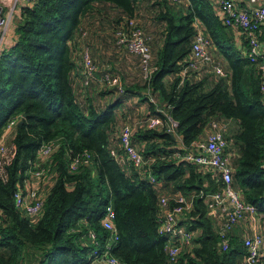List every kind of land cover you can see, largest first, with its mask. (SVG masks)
<instances>
[{
  "label": "trees",
  "instance_id": "trees-1",
  "mask_svg": "<svg viewBox=\"0 0 264 264\" xmlns=\"http://www.w3.org/2000/svg\"><path fill=\"white\" fill-rule=\"evenodd\" d=\"M184 2L36 0L22 8L13 44L0 54V141L11 123L18 124L8 146L11 160L0 175V264H23L29 253L39 264H92L94 251L105 254L107 246L123 264H246L239 236L231 237L228 250L221 249L208 208L205 196L223 188L219 174L182 158L204 140L212 123H235L237 130L225 135L235 153L230 154L232 185L259 210L264 227L263 72L218 16V0ZM130 19L151 37L157 68L152 78L145 80L138 64L139 81L129 83L114 66L110 75L119 79L117 86L100 83L102 69L96 81L108 89L95 92L96 81L84 86L79 63L84 24L94 44H115V65L127 70L131 63L122 56L116 32ZM198 24L227 77L183 76ZM131 113L142 118L135 120ZM150 117H160L165 126L148 128ZM170 119L178 124L175 138L167 132ZM135 122L132 143L145 160L139 169L120 164L111 153L123 154L121 130ZM47 144L55 150L44 163L39 152ZM85 153L89 163L71 171L72 161ZM39 167L48 171L45 204L33 219L16 207L15 194ZM165 193L193 197L192 210L180 221L192 241L174 261L167 253L168 238L159 233ZM108 207L115 213L118 239L102 226Z\"/></svg>",
  "mask_w": 264,
  "mask_h": 264
},
{
  "label": "built area",
  "instance_id": "built-area-1",
  "mask_svg": "<svg viewBox=\"0 0 264 264\" xmlns=\"http://www.w3.org/2000/svg\"><path fill=\"white\" fill-rule=\"evenodd\" d=\"M36 0H0V54L6 49L11 28L15 23L17 11L21 8L19 4L24 2L25 6L31 5ZM181 4L185 0H173ZM248 9H241L234 0H218V16L224 25L230 28L239 39V47L243 42L247 43V49L243 51L251 64L260 66L264 78V0H249ZM86 36V33H83ZM117 45L127 50L130 54L139 58V64L145 80H150L157 70L153 66V56L149 45L150 39L146 37L144 30L138 20L130 19L123 24L116 32ZM211 42L202 32L198 24V31L192 47L190 61L183 72L184 77H189L192 72L212 73L217 77H227L225 69L217 63L210 53ZM83 65V85L88 86L96 81L97 65L92 60L89 50L82 53ZM100 83H105L110 87L117 86L120 81L112 78L110 74H104ZM123 93L122 87L119 88ZM261 91L264 93V80L261 84ZM264 100V99H263ZM16 122L11 123L5 135L0 141V173L4 172V165L11 160L6 137L8 132L16 127ZM150 129L162 128L165 122L160 117H150L145 121ZM18 125V124H17ZM178 124L172 119L167 123V132L175 135ZM136 126L126 124L120 134L121 149L123 154H118L112 150V155L120 164H130L134 168H141L145 164L144 157L133 145V134ZM228 143L225 139L224 128L218 123H212L207 138L196 143L192 151L182 159L195 163L199 166L210 167L215 170L223 183L221 191L205 196L208 208L211 212L218 213L222 219L218 234L220 237V247L226 251L229 249L231 233L242 222H249L253 226V231L244 239L247 250L246 264H259L264 258V237L258 231V224L261 221L259 210L246 204L241 195L233 187V169L230 165V156L227 154ZM54 144H47L39 152V158L46 163L54 152ZM90 156L85 153L77 156L71 163L70 169L75 172L82 163H89ZM129 165V166H130ZM45 167H39L31 173V180L24 182V187L15 194V205L33 219L39 218L44 209L45 189L43 184L46 173ZM151 182L155 179L150 177ZM173 205L171 206V204ZM160 227L159 233L168 238L167 253L169 258L174 261L182 252L185 245L192 241V235L180 225L182 217L193 208V197L179 195H163L160 199ZM115 213L108 207L102 226L117 238L114 225ZM90 237L96 241V234L90 233ZM96 244H98L96 242ZM110 246H107L105 254L94 251V261L92 264H123L119 259L110 255Z\"/></svg>",
  "mask_w": 264,
  "mask_h": 264
},
{
  "label": "rangeland",
  "instance_id": "rangeland-1",
  "mask_svg": "<svg viewBox=\"0 0 264 264\" xmlns=\"http://www.w3.org/2000/svg\"><path fill=\"white\" fill-rule=\"evenodd\" d=\"M84 29H82V39L84 40V43L82 41V51H81V54H80V60H79V63H82V53L85 52L87 49L89 50V53L91 55V58L92 60L95 62V64L97 65V68H98V71L101 72V69L104 70V73L106 74H110L111 72H114V66H115V70L118 71V73L120 74H124L127 78H126V81L129 82V83H134V81L136 80L137 82L139 81V78H140V75L139 73H141L140 69H139V66L138 64L136 63V61H134L132 58H131V69H132V72H127V70L125 69V67L123 65H120L119 67L116 66V48H115V44L112 43L110 40H108L107 42L104 41L103 43L101 44H97L92 41L91 39V30L89 28H87L86 24H84ZM83 33H86V36L83 35ZM13 36H14V33L12 32L11 33ZM146 35V34H145ZM147 38L150 39L151 41V37L147 36ZM95 40V39H94ZM149 45H150V42H149ZM102 46V47H101ZM123 49V48H122ZM121 53H122V56H125V54H127L128 56H130L131 54L123 49V50H120ZM130 54V55H129ZM125 58V57H124ZM130 64V63H129ZM83 66V65H82ZM204 76L206 75H213L215 76L214 74L212 73H203ZM202 76V75H201ZM208 77V76H206ZM211 78V77H210ZM213 78V77H212ZM211 78V79H212ZM97 80H98V77H97ZM98 83V81H96ZM81 89H85L83 87H80V90ZM106 89H108L107 87H105L104 85L98 83L97 87L95 88V92H100V94L102 92H104ZM83 91V90H82ZM89 90L86 89V91L84 92L85 94L88 92ZM156 102L157 100L154 99ZM143 108V107H142ZM130 117H134V119H141L142 116L141 115H138L135 117V113H131L130 114ZM130 123V122H129ZM137 123V122H135ZM130 124L132 126H135L136 124ZM138 124V123H137ZM10 143V142H9ZM23 264H39V258L37 257V255L34 253H29L27 256H26V259L24 260V263Z\"/></svg>",
  "mask_w": 264,
  "mask_h": 264
},
{
  "label": "crops",
  "instance_id": "crops-1",
  "mask_svg": "<svg viewBox=\"0 0 264 264\" xmlns=\"http://www.w3.org/2000/svg\"><path fill=\"white\" fill-rule=\"evenodd\" d=\"M234 2L236 3V5L238 7H240L241 9H248L249 6L251 5L249 0H234ZM185 2H182L181 4H184ZM25 6V3L22 2L19 4V7H21L18 11H17V17H16V20H15V23L14 25L12 26L11 28V32L9 34V37H8V43L7 45L5 46L6 49H9L11 47V45L13 44V41H14V36L11 34L12 32L15 33V28H16V22L18 21V17L20 15V11L22 10V8ZM243 48H244V51L247 49V46L244 44H242ZM5 49V50H6ZM130 55V54H129ZM214 55V54H213ZM129 58V61L130 63L132 62L131 61V58L136 61L137 64H139V58L138 56L136 55H133L131 54L130 56H128ZM128 60V59H127ZM129 63H127L128 65ZM140 65V64H139ZM224 68V67H223ZM127 72H132V69L130 67V65L128 66L127 68ZM205 73V72H203ZM203 73H198L199 76H204ZM209 77V75H206ZM205 76V77H206ZM221 127L224 128V135H228L229 137L232 135V132L236 131L237 130V126L235 123L231 122V121H225V120H221L219 122H217ZM136 124V123H135ZM17 126V124H16ZM14 132H15V128L12 129L10 132H8V136L6 137V142L8 143V146L10 145L9 142H11L13 136H14ZM228 132V133H227ZM209 132L207 133V135L205 136V138H207ZM179 140L180 137H179ZM228 144H229V150H228V155L230 156L231 158V155L234 156L235 153L231 152L230 149H231V145H230V142L228 141ZM231 154V155H230ZM11 156V154H10ZM0 175H4V173H0ZM163 195H174V196H177L179 195V193H165ZM162 195V196H163ZM212 217H213V220L215 221L216 223V226L217 228L219 229L220 226H221V223H222V219L220 218V215L218 213H215V212H212L211 213ZM258 231L261 232V234L263 235L264 237V227H263V224H262V221H259V224H258ZM253 231V226L249 223V222H242L240 223L238 226L235 227V229L233 230V232L231 233V237L232 236H239L242 240L248 235L250 234L251 232Z\"/></svg>",
  "mask_w": 264,
  "mask_h": 264
},
{
  "label": "water",
  "instance_id": "water-1",
  "mask_svg": "<svg viewBox=\"0 0 264 264\" xmlns=\"http://www.w3.org/2000/svg\"><path fill=\"white\" fill-rule=\"evenodd\" d=\"M24 118L26 117V115H24L23 116ZM22 124H23V122H21L20 124H19V126H22ZM173 137H174V135H172ZM175 138V137H174Z\"/></svg>",
  "mask_w": 264,
  "mask_h": 264
}]
</instances>
